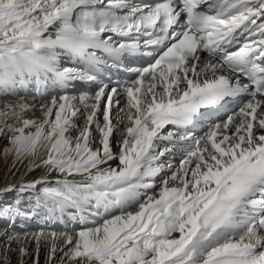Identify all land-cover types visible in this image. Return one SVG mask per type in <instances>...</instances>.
<instances>
[{
  "label": "snow or ice",
  "instance_id": "snow-or-ice-1",
  "mask_svg": "<svg viewBox=\"0 0 264 264\" xmlns=\"http://www.w3.org/2000/svg\"><path fill=\"white\" fill-rule=\"evenodd\" d=\"M77 83L95 89L64 91ZM23 90L50 97L42 116L5 99L0 136L13 167L42 173L0 189L17 193L0 221L64 227L31 235L35 264L48 245L61 264H264V0H0V95Z\"/></svg>",
  "mask_w": 264,
  "mask_h": 264
},
{
  "label": "bare ground",
  "instance_id": "bare-ground-1",
  "mask_svg": "<svg viewBox=\"0 0 264 264\" xmlns=\"http://www.w3.org/2000/svg\"><path fill=\"white\" fill-rule=\"evenodd\" d=\"M71 95L75 96L74 94H71ZM17 99H22L24 102H26V103H28L34 107V111L26 114L25 118L38 119V117L35 118V116L37 115L36 109L39 108V106H38L39 104H37V102H34L36 100L33 99V101H32V99H31V101H28V97L23 96L21 93H19L18 98H15V99L9 98L8 100L10 102L15 103ZM48 100L45 102L47 103ZM2 101H4V99L0 98V107L3 106ZM43 104H45V103H43ZM39 114H40L39 117L41 118V116H42L41 112ZM121 127H123V126H121ZM92 135H93V140L95 141L99 135L96 132L95 127L93 128ZM4 139H5V137L1 136L0 145ZM120 139H121L120 134L115 133L113 136V139H112L114 151H118L117 145H118V142ZM96 143L98 144V141ZM8 147H9V144H8ZM14 162H15V157L13 155H6L4 150L1 151V153H0V189L5 188L6 186H9V185H18L22 177L25 180L36 179L42 173L41 169H37L35 172L29 173L27 171V163H28L27 160H25L23 164L15 163V167H13ZM179 162H180V159L177 160L175 157L172 160V163L174 166H178ZM13 196H15L17 198V193L15 191L4 193V194L0 195V199H3V200H0V202L1 201L10 202V200L13 199ZM41 219L42 218H40L38 220H41ZM42 220H44V219H42ZM23 221H27V222H25L24 225H22ZM39 222L40 221H37V218H34V220H32V219H25L24 220V218H16L14 221H8V220L0 221V251L3 250L4 254H5V257L0 259V260H3V262L1 264H13L14 263L13 262L15 259L14 258V251L17 249V246H19L18 247L19 249H20V247H25L27 249L28 255L24 256V257H28L29 253H34V260H33V264H34L35 263L36 244L31 240V235L38 233L35 229H39V232L42 229L46 233L50 232V231L46 230L47 227H51L54 229H61V230L64 229V227L59 223H52L49 221H46V222L44 221V224L40 225ZM72 227H73L72 225H69L68 226L69 230ZM76 227H78V226H76ZM24 229L27 230V234H25L23 232L25 234V236L23 234H20V232H19L20 230H24ZM5 231L7 232V235H11V236H15L17 234H19V236L21 235L20 236V238H21L20 242L17 243L16 241L8 240L7 236L4 234ZM51 231H55V230H51ZM56 232H59V231H56ZM25 237H28V238L25 239ZM59 246H61V247L63 246V241L59 242ZM31 247H33L34 249H31ZM48 248H50V245L41 247L40 252H39V262L42 260V257L45 255L46 251H48ZM57 253L60 254V258H61L62 253L59 251H57ZM60 258L58 259L59 261L54 259L49 264H61ZM48 259H49V256H48ZM48 259H47V261H48ZM44 264H48V263L45 261Z\"/></svg>",
  "mask_w": 264,
  "mask_h": 264
},
{
  "label": "rangeland",
  "instance_id": "rangeland-1",
  "mask_svg": "<svg viewBox=\"0 0 264 264\" xmlns=\"http://www.w3.org/2000/svg\"><path fill=\"white\" fill-rule=\"evenodd\" d=\"M6 99H9V98H6ZM11 99H15V98H11ZM5 100V99H4ZM48 99H45V100H42V101H34V102H37V104H39L38 106H39V108H37L36 109V111H37V115L35 116V118H37L38 117V119L40 118L39 117V113H40V105L41 104H43V103H46L45 101H47ZM28 101H31V98L30 97H28ZM33 101V100H32ZM101 119V122H102V117L100 118ZM82 121H78V123H81ZM72 135L73 136H75L76 135V133L75 132H73L72 133ZM0 138H1V136H0ZM93 148H95V147H98L99 145L95 142L94 144H92L91 145ZM6 147H8V139H7V137H5V139L2 141V143H1V145H0V153H1V151L2 150H4ZM15 198V199H14ZM0 200H3V199H0ZM16 200V197L15 196H13V199H11L10 200V202H6V201H1L0 202V204H3V205H6V204H10V203H12L13 201H15ZM38 219H40V218H37V221H40L39 222V224L40 225H43L44 224V221L45 220H38ZM25 220V219H24ZM32 220H34V218H32ZM9 221V220H8ZM25 222H27V221H23V224L22 225H24V223ZM46 222V221H45ZM27 226V225H26ZM37 232H39V229H35ZM42 230V229H41ZM47 231H51V230H55V231H59V232H61V231H63V230H61V229H54V228H51V227H47V229H46ZM20 232V234H23L24 236H25V234H27V230H20L19 231ZM25 234H24V233ZM21 236V235H20ZM33 243V242H32ZM19 246H17V249L14 251V263L13 264H33V260H34V253H29V256L28 257H22L21 256V254H20V251H19V248H18ZM31 249H34L33 247H31ZM59 255V256H58ZM48 256H49V248H48V251H46V253H45V255L42 257V260L39 262V264H44L45 263V261L49 264L51 261L48 259ZM5 257V254H4V251L3 250H1L0 251V259L1 258H4ZM47 257V258H46ZM60 258V254H58V253H56V257H55V259L56 260H58ZM27 259V260H26ZM47 259H48V261H47ZM61 259V258H60ZM59 261V260H58ZM3 262V260H0V264ZM35 264V263H34Z\"/></svg>",
  "mask_w": 264,
  "mask_h": 264
}]
</instances>
